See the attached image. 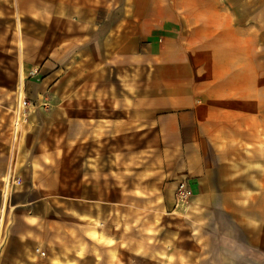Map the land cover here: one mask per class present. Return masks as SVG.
Instances as JSON below:
<instances>
[{"label": "crops", "instance_id": "1", "mask_svg": "<svg viewBox=\"0 0 264 264\" xmlns=\"http://www.w3.org/2000/svg\"><path fill=\"white\" fill-rule=\"evenodd\" d=\"M15 5L43 27L29 38L33 57L41 59L40 81L29 83L40 90L34 97L40 113L55 107L72 122H85L87 197L69 201L85 203V212L76 213L88 228L99 222L107 248L117 244L111 251L121 253L128 217L157 223L167 186L186 181L190 209L177 224L154 227L150 251L160 257L183 251L189 264L210 258L264 264V0ZM112 140L117 150L111 151ZM112 152L119 155L118 181H112ZM128 181L134 192H127ZM33 182L34 189L43 185ZM150 196L149 206L137 204ZM54 199L43 194L12 208L39 227ZM211 218L208 254V240L195 234H208ZM32 239L42 240L28 230L14 233L5 260L28 264Z\"/></svg>", "mask_w": 264, "mask_h": 264}, {"label": "rangeland", "instance_id": "2", "mask_svg": "<svg viewBox=\"0 0 264 264\" xmlns=\"http://www.w3.org/2000/svg\"><path fill=\"white\" fill-rule=\"evenodd\" d=\"M16 2L18 0H0V212L3 214L0 223V264H10L5 260L9 238L24 230L42 238L41 241L32 239L28 242V264H189L187 262L192 260H184L183 251L176 250L175 255L179 257H167L165 253V256L160 257L149 249L152 244L149 238L156 235L154 227L159 229L167 223L177 224L182 219L180 214L190 209L191 195L184 203L178 204L175 201L178 185L186 181H175L174 185L167 186L163 202L166 208L160 218L156 219L157 223L148 217L144 219L146 221L128 217L127 238L121 243V253L111 251L118 247L117 244L107 248L110 242L103 241L98 235L99 222H91L95 227L88 228L87 220L78 217L76 210L83 214L85 203L81 202L77 206L69 199L87 197L85 122H72L70 116H64L60 111L55 113V107H47L46 115L40 113L42 106L34 101L40 90L29 83L40 81L35 71L41 59L33 57L36 50L29 38L38 35L43 27L38 20L23 15L15 5ZM51 83L48 81L49 85ZM46 92V89L41 90V94ZM18 93H21L22 100L18 99ZM79 96L85 95L80 93ZM40 144H43L42 153L38 154ZM114 150H117V146L112 140L111 151ZM95 156H98L97 152ZM118 156L116 152L110 154L112 175L115 178L112 181L119 180V173L114 167ZM30 160L34 161L31 169L28 168ZM129 173L133 172L127 171L128 178ZM6 179L9 186L5 189ZM34 179L42 181V187L34 189ZM133 182L128 181V193L134 192ZM43 194L56 196L55 202L39 227L28 226L26 220H23V211L12 207ZM151 202H155L154 196L144 197L137 204L149 206ZM207 221L208 234L195 236H199L200 241L204 238L208 240L205 244L207 249L203 253L209 254L213 253L211 222L214 219ZM149 222L153 227H149ZM142 224L146 225L145 229ZM201 262L219 264L211 258Z\"/></svg>", "mask_w": 264, "mask_h": 264}, {"label": "built area", "instance_id": "3", "mask_svg": "<svg viewBox=\"0 0 264 264\" xmlns=\"http://www.w3.org/2000/svg\"><path fill=\"white\" fill-rule=\"evenodd\" d=\"M190 191L185 182H182L178 185L175 192V201L176 203H184L186 200L190 198Z\"/></svg>", "mask_w": 264, "mask_h": 264}, {"label": "bare ground", "instance_id": "4", "mask_svg": "<svg viewBox=\"0 0 264 264\" xmlns=\"http://www.w3.org/2000/svg\"><path fill=\"white\" fill-rule=\"evenodd\" d=\"M20 74V73H19ZM19 83V82H18ZM18 88V87H17ZM22 90H23V88H22ZM21 98V99H20ZM18 99H20V100H22V96H21V93H18ZM8 183V182H7ZM7 183H5L6 185H7ZM6 187H8V185L6 186ZM6 199V198H5ZM5 201V200H4ZM4 210V209H3ZM1 213V212H0ZM2 216H3V214L1 213V215H0V223H1V219H3L2 218Z\"/></svg>", "mask_w": 264, "mask_h": 264}]
</instances>
